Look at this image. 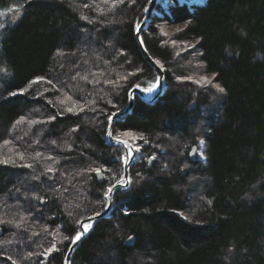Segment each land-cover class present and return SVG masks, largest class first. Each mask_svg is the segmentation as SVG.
Segmentation results:
<instances>
[{
    "label": "trees",
    "instance_id": "1",
    "mask_svg": "<svg viewBox=\"0 0 264 264\" xmlns=\"http://www.w3.org/2000/svg\"><path fill=\"white\" fill-rule=\"evenodd\" d=\"M165 1L141 32L163 66V92L152 104L134 98L112 127L114 136L131 131L141 146L130 190L115 192L109 217L77 245L70 264H127L135 256L139 264H264V0ZM149 2L125 0L109 12L103 0H0V15L16 12L0 19V264H63L64 236L104 209L103 190L120 179L123 156L105 142L109 116L125 108L130 89L156 78L134 38ZM161 24L182 25L174 40L194 42L186 54L224 92L171 77L177 55ZM39 76L52 83L9 96ZM73 101L84 111L67 112ZM22 116L40 123L16 125ZM173 139L176 153L159 152ZM198 146L202 158L190 159ZM92 168L101 169V182ZM189 183L202 186L197 206ZM52 243L57 250L45 258Z\"/></svg>",
    "mask_w": 264,
    "mask_h": 264
},
{
    "label": "snow or ice",
    "instance_id": "2",
    "mask_svg": "<svg viewBox=\"0 0 264 264\" xmlns=\"http://www.w3.org/2000/svg\"><path fill=\"white\" fill-rule=\"evenodd\" d=\"M103 2L105 4H109L110 7L108 8V11L111 12L113 10H115L119 5L121 4H124L125 3V0H103ZM131 3H135V0H130ZM85 8H88L90 7L89 4H84L83 5ZM96 7L99 9V5H96ZM145 11H147V9H145ZM100 14L101 15H104L105 12L103 9H100ZM81 19H84V20H88V17L86 16H82ZM91 22V21H89ZM134 30L136 31L137 34H139L141 31H142V28H141V25L139 23H134ZM162 35H167L166 33L164 32H161ZM141 44L144 43V41L141 39ZM155 63L157 65H159V61H155ZM163 66L161 65V68ZM82 79L84 80H87L88 77H82ZM122 79H126V77H122ZM190 79V78H189ZM200 81H203L204 83H211V80L208 79V77H204L202 76L200 78ZM200 81H194L196 83H200ZM47 83V84H51L52 81L51 80H48L46 79L45 77L43 76H39V77H35L31 80H29L27 82V85L24 87V88H19L17 89L16 91H11L9 92V96H12V97H15V96H18V95H24L26 92H28L29 90L32 89L33 85H36V84H39V83ZM108 83H112V81H108ZM138 87V86H137ZM159 87V79H157L150 87H147V88H144V89H141L142 91H144L145 93H148V94H151L153 92L156 91V89ZM215 87L217 88V90L219 92H224V88L220 87L219 84H216ZM69 99H71V97H69ZM51 103V102H50ZM79 108L80 111H84V107L83 105H80L79 104V101H73V107H67L65 110L69 113H72L75 111L76 108ZM117 114L116 113H113L109 116V121L112 120V118L114 116H116ZM50 119L54 120L55 117H51ZM27 122L30 126L31 125H34L36 123H40V121H35V120H28L26 121L25 117H20L19 120L16 121V125H21L23 123ZM15 127V125H14ZM27 134V133H26ZM107 135L110 137V138H114L116 140V142L118 144H122L126 149H128V153L125 157L122 158V161L124 163L125 166L128 165V163L130 162V158L132 156V145L128 142V140L126 139H121L120 136H114V132L113 131H108L107 132ZM122 135L124 137H133V133L131 131H125L122 133ZM138 139H141L143 140L144 138L141 136L139 137ZM145 143H147V141L145 140L144 141ZM11 141H4V144L5 145H8L10 144ZM55 143V142H53ZM134 151L136 152H139L140 151V147L139 145H137L134 149ZM41 153L37 152L35 157H33V159H39L41 157ZM18 158L20 160H24L25 159V156L23 153H18ZM46 159L48 160H53L54 157L52 156H48L46 157ZM149 162H151V160L155 159L154 156L152 157H149ZM4 164H8V163H15L14 160H9V159H4L2 161ZM24 167H29L31 168L32 165L31 164H26V165H23ZM54 168L51 167V166H47L46 167V172H50V173H54ZM92 172H95L98 176H101V179H104L105 177L102 176V173H101V169L100 168H92L91 169ZM33 179H39V176H34ZM131 185V180L128 179V180H124L123 178L121 179H117L115 180V183H112L110 182L109 185L103 190V193H102V196H103V200L105 202H109L113 199L114 195H115V190H117L118 188H125V189H128L130 190L129 186ZM209 203H211V201H209ZM109 207H111V204L109 203L108 204ZM77 207H79V205H77ZM127 215V213H125ZM101 215L99 212L95 213L93 217H88V222L85 223L83 221H78V230L76 231L75 235L74 236H64V240H70L71 244L75 245L79 240H81L82 236L85 235L93 226L94 222H95V216H99ZM26 218L21 216V220H25ZM185 219H188L187 217H185ZM0 223H5V221H3L2 219H0ZM7 223H12V221H7ZM16 228H20L22 225L17 223L14 225ZM45 231H47V229H45ZM34 235H38V233H34ZM129 240L133 239V237L129 236L128 237ZM62 242V241H61ZM5 243H11V241H7ZM57 250V245L55 243H52L50 247L46 248L45 249V253H42L41 255H45V258H46V254H50L52 251H55ZM36 253H29V257L31 255H35ZM9 259H11V257H9ZM12 264H17V261L16 260H12Z\"/></svg>",
    "mask_w": 264,
    "mask_h": 264
},
{
    "label": "rangeland",
    "instance_id": "3",
    "mask_svg": "<svg viewBox=\"0 0 264 264\" xmlns=\"http://www.w3.org/2000/svg\"><path fill=\"white\" fill-rule=\"evenodd\" d=\"M165 2L166 1L164 0L163 3L165 4ZM15 14H16V12H14V10H12L10 12L8 11L7 13L0 15V19H1L2 22L3 21H11V20H13L16 17ZM181 28H182V25H178V26L177 25L176 26L170 25V26H168V25H165V24H161V25L158 26V29L160 30V32H164V33L167 34V35H164L165 36L164 40H165V42L168 43V45L170 47V50H172L177 55V57L174 60V62H172L171 66L168 68L170 70V72L172 73L171 77L177 82H184L185 81V82H189L191 85L194 84L197 87H211V90L213 89L214 93H218L217 88L215 87V85L212 84V82L211 83H204L203 81H200V78L202 76L208 77L209 80H211V77L208 74H205V73H203L202 71L199 70V68H198L199 65L195 62V56L194 55L186 54L187 50H189L193 46L194 42L185 41V40L179 42L177 40H174V36L173 35L177 31H179ZM155 81H156V78H155ZM194 81H200V83H196ZM210 101L213 104V102L215 103L216 98L211 97ZM196 127H197V125H196ZM117 136H120L121 139L128 140V142H130L133 146L136 147L137 145H139V147L141 148L140 144L137 142L138 141L137 138L134 135L131 138L130 137H124L122 134H118ZM178 146L179 145H176V140L173 139V141L171 140L170 145H166V142H165V144H163V147H159V148H161L159 150V152L166 153V150H167V151H172L173 153H176L177 152L176 148H178ZM197 155H199L201 158L203 156V150H202V147H200V146H198L197 150L195 148V153H194L192 159H194V157L197 156ZM148 158L149 157H147L146 160H148ZM138 159H139V155H137V160ZM190 180H191L190 182H193L194 180L197 181L198 178H194V179L190 178ZM189 186L191 188L194 187V191H192L193 192L192 195H194L193 196L194 198L196 197L194 202L191 199L190 205L197 206L195 204V202L197 200H198L197 202H200V198L202 197V193H201L202 192V188H201L202 186L200 184H197V183H191V184L189 183ZM179 187H180L179 185H175L173 188L176 190ZM116 191H120V190H116ZM120 192H122V191H120ZM91 216L92 215L87 216V217H85L83 219H86V218L91 217ZM179 216L182 217V219H185V217H187V215L184 214V213H179ZM83 219H80L79 221H81ZM77 230H78V223H77ZM141 261H142V258H140L138 256H135L132 260L128 261L127 264H139V263H141Z\"/></svg>",
    "mask_w": 264,
    "mask_h": 264
},
{
    "label": "water",
    "instance_id": "4",
    "mask_svg": "<svg viewBox=\"0 0 264 264\" xmlns=\"http://www.w3.org/2000/svg\"><path fill=\"white\" fill-rule=\"evenodd\" d=\"M157 2H158V0H151L150 3H149V5H148V7L146 8L147 11L144 12L143 18H142V20L139 23L141 25L142 31L145 29V27L147 26V24L151 20V18L153 16V13H154V10L156 8ZM141 32L139 34H137L136 31H135L134 32V38H135V41L137 43V47L139 49V52L141 54L142 59L154 71L155 76H156V80L159 79V87L156 89L155 92H153L151 94L145 93L139 87H133L128 92V95H127V103H126L125 108L122 111L117 112L116 113L117 115L114 116L111 121H109V119H108L106 136H105V142H106V144L116 145V146L120 147L123 150V157H125L127 155V153H128L129 150L126 149L122 144H118L114 138H110L107 135V132L108 131H112V127H113V125H114L115 122L123 120L131 112V110L133 108V104H134V98L137 97V98L143 100L145 103H151V101H154L158 96H160V94L163 91L164 81H165L164 80V75H163V70L150 57V55L147 53L146 49L144 48V45L141 44V42H140L141 41ZM142 147L143 148H146L147 147V144L146 143H143L142 144ZM132 149H133L132 156L130 158V162L128 163V165L125 166L124 163H123V161H122V174H121L120 179L121 178H123L124 180H128L129 179V175H128V173H129V167H130V165L132 164L133 160L136 157L135 156L136 151H134L135 146L132 145ZM194 153H195V148H192V150L190 152V159H192ZM152 162H153L152 160H151V162H149V159L147 160L148 167L151 166ZM95 178H96L97 182H101L102 181L101 176H98L96 173H95ZM117 190H120L122 192H125L127 189H125V188H118ZM109 203L111 204V207L108 206ZM111 209H112V200L109 201V202H106V205H105L104 209L101 212H99L101 215L95 216V222H94L93 226L99 220L104 219V218H108L109 217V214L111 212ZM93 216L94 215H92L91 217H93ZM81 221L87 223L88 222V218L83 219ZM93 226H92V228H93ZM89 231L85 235H83L82 238H81V240H79L75 245L71 244V242H70V244H69V246L67 248V251H66V253L64 255L63 264H70V261L72 259V256H73V253L75 251L76 246L86 237V235L89 233ZM131 242H132V239L131 240H128L127 244H131Z\"/></svg>",
    "mask_w": 264,
    "mask_h": 264
},
{
    "label": "bare ground",
    "instance_id": "5",
    "mask_svg": "<svg viewBox=\"0 0 264 264\" xmlns=\"http://www.w3.org/2000/svg\"><path fill=\"white\" fill-rule=\"evenodd\" d=\"M163 75H164V74H163ZM155 77H156V76H155ZM164 80H165V79H164ZM164 83H165V81H164ZM162 92H163V91H162ZM147 94H148V93H147ZM161 94H162V93H161ZM161 94H160V95H161ZM158 97H159V96H158ZM158 97H157V98H158ZM157 98H156V99H157ZM156 99H155V100H156ZM140 100H141V99H140ZM155 100H154V101H155ZM142 101H143V100H142ZM154 101H151V103H147V104H152ZM143 102H144V101H143ZM121 121H122V120H121ZM117 122H118V121H117ZM142 148H143V147H142ZM122 151H123V150H122ZM135 155H140V151H139V152H136Z\"/></svg>",
    "mask_w": 264,
    "mask_h": 264
}]
</instances>
